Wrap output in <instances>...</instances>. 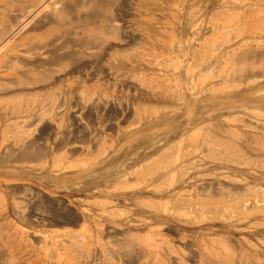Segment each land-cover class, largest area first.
<instances>
[{"label": "rangeland", "instance_id": "1", "mask_svg": "<svg viewBox=\"0 0 264 264\" xmlns=\"http://www.w3.org/2000/svg\"><path fill=\"white\" fill-rule=\"evenodd\" d=\"M72 2L0 0V264H264V0Z\"/></svg>", "mask_w": 264, "mask_h": 264}, {"label": "bare ground", "instance_id": "2", "mask_svg": "<svg viewBox=\"0 0 264 264\" xmlns=\"http://www.w3.org/2000/svg\"><path fill=\"white\" fill-rule=\"evenodd\" d=\"M4 1V0H3ZM64 1V0H63ZM71 1V0H70ZM73 2H72V5H71V7L70 6H68L67 5V3H66V5H67V7L66 8H68V9H66L67 11L69 10L70 11V9L73 11V12H75L77 15H80V17L82 16V12L80 13V9H78V7H79V4H80V0H72ZM140 1V0H139ZM56 2V1H55ZM42 2H39V4L38 5H36V6H38V9L39 10H47L46 8H48L49 6H47L46 4H45V6H43L44 5V3H42ZM45 3H46V1H45ZM81 3H83V5L82 6H87V5H89L88 7L89 8H86L87 10H83L86 14L84 15V19H83V16H82V21H80V23L82 22V25H80L81 27H85L86 29H87V31H88V28H90V27H93V26H90L89 27V25H91V24H93V23H95V22H97L96 21V17L99 15V14H101V12H102V14H104V13H106L108 10H109V8H112V10L113 11H115V13H117L116 12V10L118 11V12H120L121 11V13H123L124 15H128L129 13H128V10H129V6H128V4H127V0H83ZM131 3V2H130ZM48 4V3H47ZM55 5L57 4V3H54ZM32 5V4H31ZM49 5V4H48ZM65 5V4H64ZM65 5V6H66ZM81 5V4H80ZM36 6H35V4H34V6H33V8L34 9H37L36 8ZM32 7V6H31ZM42 7V8H41ZM64 7V6H63ZM69 7H70V9H69ZM81 7V6H80ZM28 8V11H27V13L28 12H30L29 10H30V8L29 7H27ZM41 8V9H40ZM85 8V7H84ZM37 9V10H38ZM82 9V8H81ZM33 10V9H32ZM53 10V9H52ZM58 10V9H57ZM60 10H61V8H60ZM56 11V9L54 10V11H52V13L54 14L53 15V17L55 16H58L57 17V19L58 20H62L61 18H62V15H61V11ZM64 10V8L62 9V12H63V14H64V12L66 11H63ZM92 10V11H91ZM66 11V12H67ZM67 12V14L68 13H70V12ZM111 11V10H110ZM129 11H131V10H129ZM65 12V13H66ZM73 12H71L70 14H72ZM26 13V12H25ZM26 13V14H27ZM37 13H39V12H37ZM74 13V14H75ZM78 13H80V14H78ZM69 14V15H70ZM96 15V16H95ZM115 15V14H114ZM64 16H65V14H64ZM63 16V17H64ZM66 16H68V15H66ZM71 17H76V15L74 16H72V15H70ZM118 15L116 14V16L115 17H117ZM52 17V18H53ZM54 17V18H55ZM61 17V18H60ZM71 17H70V20H71ZM79 17V16H78ZM77 17V19H79ZM115 17L113 18V16H112V18L113 19H115ZM65 18H67V19H69V16L68 17H65ZM11 19V18H10ZM56 19V18H55ZM56 19V20H57ZM103 19V18H102ZM97 20H98V18H97ZM64 21V20H63ZM62 21V22H63ZM65 21H66V19H65ZM71 21H73L72 23H71ZM70 21V23L73 25V23H75V21L77 22V20H71ZM113 21V20H112ZM8 22H10L11 23V21L9 20H6V18L4 17V16H1L0 15V78L1 77H4L3 79H5V76L8 74V72L7 71H10V70H8L9 68H10V66L12 65V64H14V59L15 58H17V57H20V49H19V47L21 48V46L22 45H24V39L21 37V38H19L20 39V41L21 42H19V40H18V44L17 43H14V42H16V41H12L11 40V38L13 37L12 35L14 34V32H16V30L19 28V27H17V25H13L12 24V26H9V24H8ZM59 22V21H58ZM110 21H108V23H109ZM78 23V22H77ZM114 23V22H113ZM113 23H109L108 24V27H114V24ZM160 23H162V22H160ZM19 24V23H18ZM76 24V23H75ZM94 25H96V23L94 24ZM118 25V24H117ZM159 25V24H158ZM78 26V25H77ZM77 26H75L76 28H77ZM86 26H88V28L86 27ZM107 26V25H106ZM22 28V27H21ZM20 28V29H21ZM24 28V27H23ZM74 28V27H73ZM95 26H94V32H95ZM78 29V28H77ZM82 30H84L83 28H81ZM103 29V28H102ZM109 29V28H108ZM22 30V29H21ZM101 30V29H100ZM111 30V29H110ZM119 30V29H118ZM160 30L163 32V26H160ZM86 31V30H85ZM86 31V32H87ZM91 31H92V28H91ZM108 31V30H107ZM164 31H166V30H164ZM86 32H84L83 31V33H86ZM97 32V31H96ZM101 32H103V30H101ZM100 32V34H102ZM106 32V31H105ZM105 32H104V34H105ZM221 32V31H220ZM224 29H223V31L221 32V35H226V33L224 34ZM145 33V32H144ZM16 34V33H15ZM88 34H91L92 35V33H88ZM97 34H98V32H97ZM99 34V35H100ZM143 34V33H142ZM82 35V34H81ZM91 35H89V36H91ZM15 36V35H14ZM71 36V35H70ZM77 36V35H76ZM86 36H87V34H86ZM86 36L84 37V39H86ZM94 35H92V37H93ZM95 36H97L96 35V33H95ZM26 37V36H25ZM81 37V36H80ZM78 38V37H77ZM77 38H75V39H77ZM83 38V37H82ZM82 38H80V40H82ZM91 38V37H90ZM100 38H102L101 36H100ZM105 38H106V36H105ZM225 38H226V36H225ZM12 39H14V38H12ZM71 39V38H70ZM83 39V40H84ZM94 39V38H93ZM68 40H69V38H68ZM74 39H72V41H73ZM83 40H82V42L80 41V42H78V43H83ZM87 40V39H86ZM97 40H99V39H97ZM101 40V39H100ZM107 40V39H106ZM71 41V42H72ZM78 41V40H77ZM85 41V40H84ZM91 41H92V39H91ZM87 42V41H86ZM89 42V41H88ZM103 42V41H102ZM108 42V41H107ZM100 43V42H99ZM105 43V42H104ZM60 44V43H59ZM84 44V43H83ZM94 44V43H93ZM60 45H62V44H60ZM66 45V44H65ZM86 45V44H85ZM84 45V46H85ZM92 47V46H91ZM103 47V46H102ZM102 47H101V49H102ZM105 48V47H104ZM60 49V48H59ZM65 49V48H64ZM97 49V48H96ZM67 50V49H66ZM61 51V50H60ZM63 52V51H62ZM62 52H61V55H58V57L60 56H62L63 54H62ZM70 52V51H69ZM100 52H101V50H100ZM99 53V52H98ZM97 53V54H98ZM102 53H104V52H101L99 55H101ZM58 54H60V53H58ZM73 55V54H72ZM55 56V55H54ZM89 56V55H88ZM97 56V55H96ZM95 56V57H96ZM58 57H53L54 59H58ZM59 57V58H60ZM79 57H80V55H79ZM100 57V56H99ZM99 57L97 56V58L99 59ZM52 58V59H53ZM92 58V57H91ZM97 58H95V59H97ZM18 59H20V58H18ZM76 59V58H75ZM97 59V60H98ZM49 60V59H48ZM47 60V61H48ZM46 60H44L43 62H47ZM52 61V60H51ZM50 61V62H51ZM55 61V60H54ZM30 62V61H29ZM37 62V61H36ZM42 62V61H41ZM53 62V61H52ZM34 62H30V64H33ZM35 64H37V63H35ZM43 65V64H42ZM3 86V85H2ZM0 87H1V85H0ZM4 87V86H3ZM6 87V86H5ZM4 87V88H5ZM6 89H9V88H6ZM3 118V117H2ZM1 118V119H2ZM0 119V120H1ZM4 119H6L5 117H4ZM3 121V120H2ZM1 121V122H2ZM5 122H6V120H5ZM7 122H10V121H7ZM6 122V123H7ZM5 123V124H6ZM17 124H18V121L16 122ZM3 125H4V121H3ZM7 125V124H6ZM16 125V124H15ZM19 125H20V123H19ZM18 125V127H20ZM5 126V125H4ZM7 127V126H6ZM17 127V126H16ZM6 129V128H5ZM20 129V128H19ZM18 132V131H17ZM15 140V139H14ZM17 140V139H16ZM15 140V141H16ZM15 142L13 141V144H14ZM16 144V143H15ZM14 144V145H15ZM20 153V152H19ZM2 157H1V159L2 158H4L3 157V155H1ZM18 157H20V156H18L17 155V157H16V159H19ZM13 158V157H12ZM15 158V157H14ZM14 158L12 159V161L14 160ZM5 159V158H4ZM15 159V160H16ZM3 160V159H2ZM4 161V160H3ZM4 166V165H3ZM4 168V167H3ZM2 176H0V178H1ZM184 261V260H183Z\"/></svg>", "mask_w": 264, "mask_h": 264}]
</instances>
